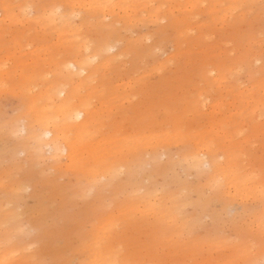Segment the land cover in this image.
Returning a JSON list of instances; mask_svg holds the SVG:
<instances>
[{
    "label": "rangeland",
    "instance_id": "obj_1",
    "mask_svg": "<svg viewBox=\"0 0 264 264\" xmlns=\"http://www.w3.org/2000/svg\"><path fill=\"white\" fill-rule=\"evenodd\" d=\"M60 1L0 0V264H264V0Z\"/></svg>",
    "mask_w": 264,
    "mask_h": 264
},
{
    "label": "bare ground",
    "instance_id": "obj_2",
    "mask_svg": "<svg viewBox=\"0 0 264 264\" xmlns=\"http://www.w3.org/2000/svg\"><path fill=\"white\" fill-rule=\"evenodd\" d=\"M169 2H170V5H171V8L172 9H175V8L178 7V1H176V0H169ZM184 5H185L184 6V9L187 10V11L192 8V4H190V5L184 4ZM56 6L59 7V8H60V6L65 7V10H67L68 12L66 11L65 13H62L60 15H62V16L65 15L66 16V19L64 20L65 23L66 24H71V22L67 21L68 20V16L70 17L71 14L77 15V13H75L76 7L74 6V4L70 3L68 0H62V2L60 1L58 3V5H56ZM122 7L123 6H121V3L118 2L117 0H102V1L99 2V6H98V8L106 11V13H110V12L114 11L115 9H120ZM84 19H86L85 16H84ZM74 30H78L76 28V26H74ZM76 34H77V36L79 35L78 33H76ZM98 34H99L98 32H94L92 35L93 36H97ZM106 36H107V34L104 35V37H106ZM113 36L108 35L106 38H108V37H111L112 38ZM114 39L115 38H112V41ZM80 40H81V48L83 47V49H81V51L80 50H72V52H71L72 53V56L70 57V59L68 58L67 66H69V68L72 66V67L78 69V72L79 71L80 72L81 71L82 72L85 71L86 72L85 73L86 75L92 76L93 73H94V71H95L94 70V67H92V68L87 67L88 64H86V62L88 61V63H89V60H91V61L98 60V62L104 63L105 62V58H104V55L102 57V54L101 53H102V50L106 48L105 45L108 42L106 41L104 43V46L105 47H102L103 46L102 45V42L103 41L101 43H100V41L94 42V45L92 46L91 45V41H92L91 39H89V38L87 39L86 37H81ZM51 88H53V93H54V96L55 97H58V95L61 94V93L67 95L66 86L64 84H62L61 80H59V79L54 80V82L52 83V87ZM85 107H86V105H83L81 107H78V106H72V105L70 106V104H68V108H67L68 109V112H67L68 118H71L74 121L79 122V125L86 124V122H87V120L89 118V111H87ZM45 110H46V108H45ZM52 116H53L52 114H49L46 117V122H45L46 123V127H45L44 135L45 136H48V135L52 134V136H51L52 139L51 140H52V142H55L58 139V137L60 136L61 130L62 129H69V128H60V127H57L56 130H54L53 127H52V125H53ZM56 147H57V145H56ZM37 176H39V175H37ZM29 178H32V177H29ZM38 182H39V179H38ZM36 185H37V183H36ZM13 193L16 194L15 191H13ZM37 193H39V192H37ZM49 194H51V193H49ZM57 194H58V192H57ZM34 196H36V193H35ZM39 196H37V197H39ZM41 196H42V194H41ZM44 196H46V194ZM54 197H56V196H54ZM36 200H37V198H36ZM42 205H44V204H42ZM16 208H20V207L16 205ZM5 213L6 214L3 217V219L6 217L7 218V222L5 221L3 223L4 224L6 223L7 226L6 225H2V227H3L2 228L3 229V234L5 236L4 237V242L6 244V247L9 249L8 251L9 252H14L17 249L14 248V246H10L9 245L10 244V239H12V237H11L12 232L24 233V234H26L29 237V234L27 233V231H26V229H25V227L23 225L24 216H27V215H26V211H17L15 209H13L11 211H7ZM27 220H28V222L30 223L31 226L35 227V229L38 230V233H39L38 234V238L40 236L42 237L44 234H47V233H54V232L57 233L58 230H59V228H57V227H55L53 225L40 226L42 224V222L40 220H38L36 217H34V218L27 217ZM16 244H20V243H16ZM9 247H11V248H9ZM57 254L59 255L60 258H63L64 260H67L68 263L65 261L67 264H70V262L72 260V257H73V252L69 248L64 249L62 252H59L58 251Z\"/></svg>",
    "mask_w": 264,
    "mask_h": 264
}]
</instances>
